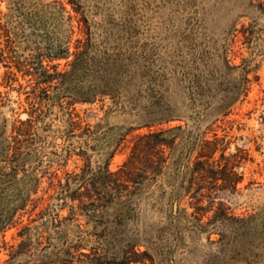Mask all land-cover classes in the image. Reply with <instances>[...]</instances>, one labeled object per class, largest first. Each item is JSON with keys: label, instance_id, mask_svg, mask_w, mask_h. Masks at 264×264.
Masks as SVG:
<instances>
[{"label": "rangeland", "instance_id": "rangeland-1", "mask_svg": "<svg viewBox=\"0 0 264 264\" xmlns=\"http://www.w3.org/2000/svg\"><path fill=\"white\" fill-rule=\"evenodd\" d=\"M0 17L8 60L64 73L35 97L0 66V178L17 172L0 264H264V0H0Z\"/></svg>", "mask_w": 264, "mask_h": 264}, {"label": "trees", "instance_id": "trees-1", "mask_svg": "<svg viewBox=\"0 0 264 264\" xmlns=\"http://www.w3.org/2000/svg\"><path fill=\"white\" fill-rule=\"evenodd\" d=\"M7 30L5 26L2 24L1 17H0V66L1 64L5 65L6 67L11 68V62H15V67L18 69V71H24L26 75H30L31 77L29 78L32 86H33V93L35 94V97L37 96L38 91H44L46 92L49 88L55 86L58 87V84H60V77L63 76V72H60L57 70V65L55 64H49V62L52 60L49 56H46L45 54L38 53L36 56H26L23 61H12L8 60L11 58L8 55V52L11 50L12 44L9 38H5V41H2L4 33H6ZM8 36V34H5ZM44 61H48L46 64ZM26 65H29L26 69H23ZM15 75L16 73L13 72L12 70H8L5 72V77L6 80L9 82L8 85H11L12 81L15 80ZM26 125L25 128H30L32 126V119L27 118L25 120H20V125L16 126L17 128V135L14 137V141L17 144L14 146V155L15 157L20 156L21 151V145L26 141L25 136L29 134L28 130H24L23 126ZM19 136H23V138H20ZM25 138V139H24ZM223 157H225V154H222ZM204 164L203 161L198 160L195 162L194 166L191 168L192 175L200 174L202 173L201 171L205 170V168L201 167ZM231 175H238L239 173L236 172L235 170L230 171ZM16 168H13V170L8 173L7 177L0 178V192L6 191L5 188L11 187V180H16ZM234 177H231V181L235 183V180L233 179ZM37 181V180H36ZM81 186H76V189H74L71 192L64 193L66 195H69L72 199H75L78 197V192ZM70 189V188H69ZM27 191V188L25 189ZM71 193V194H70ZM115 196L113 194H110V197L105 198V201H111ZM27 197L24 196V200ZM100 198H92V201L90 202L91 204H95L96 200H99ZM175 204L177 202L175 201ZM12 216L10 215L7 219H1L0 220V228L5 227L6 225L10 224L12 222ZM24 244V243H22ZM18 252V251H17ZM25 251H22L20 255H24ZM16 255L17 253H13L10 258V262L16 261ZM8 263V264H9Z\"/></svg>", "mask_w": 264, "mask_h": 264}]
</instances>
